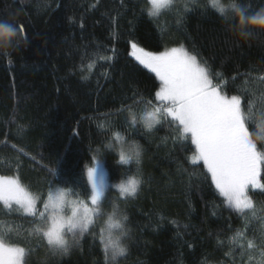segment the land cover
I'll return each mask as SVG.
<instances>
[{
    "label": "trees",
    "instance_id": "trees-1",
    "mask_svg": "<svg viewBox=\"0 0 264 264\" xmlns=\"http://www.w3.org/2000/svg\"><path fill=\"white\" fill-rule=\"evenodd\" d=\"M237 2L264 14V0ZM182 4L177 0V8ZM149 7L148 0H0V21L22 24L26 33L13 39L16 47L0 44V175H18L33 192H46L54 179L46 167L58 170L61 186L65 180L69 186L83 183L99 149L110 182L119 183L135 174L136 165L120 164L119 147L104 145L127 129V138L143 149L144 183L134 198H122L112 187L106 193L111 203L104 211L118 202L128 218L129 250L119 264H248L229 243L244 220L203 179L204 169L189 162L191 146L165 143L172 131L167 123L133 133L120 110L132 106L139 112L143 105L136 101L152 99L158 87L154 74L129 55L134 40L149 51L185 46L223 74L228 94L252 89L255 97L248 92L244 99L264 111V31L242 26L238 11L221 18L209 0H197L188 13L174 9L158 18L147 14ZM245 28L253 34L242 35ZM254 191V199L264 201ZM0 219L17 226L21 237L31 227L19 212H0ZM104 219L66 257L32 241L28 264H105L96 235ZM255 227L249 226V238Z\"/></svg>",
    "mask_w": 264,
    "mask_h": 264
},
{
    "label": "snow or ice",
    "instance_id": "snow-or-ice-1",
    "mask_svg": "<svg viewBox=\"0 0 264 264\" xmlns=\"http://www.w3.org/2000/svg\"><path fill=\"white\" fill-rule=\"evenodd\" d=\"M196 3L197 0H183L182 7L177 8V0H148L147 14L158 18L174 9L178 15L188 13L190 5ZM209 6L224 19L237 11L245 21L252 17L264 19V14L256 13L237 0L227 4L209 0ZM0 23L5 30L10 29L9 34L26 38L24 25ZM231 23L235 29V19ZM242 33L253 34L247 28L242 29ZM129 45V55L154 74L158 87L152 99L136 101L143 105L139 112L132 106L120 110L127 113V128L133 133L138 128L151 133L163 124H169L171 135L164 142L171 139L174 146L190 145L189 162L204 169L203 179H210L226 207L244 220V228L236 230L229 243L240 248L241 257H246L248 264H264V201L254 199L257 194L254 190H260L264 195V131L256 130L257 123L264 121V111H258L253 100L244 99V94L251 92L255 97V92L246 89L228 94L223 74L214 71L206 60L183 45L163 51L146 50L134 40L129 41ZM10 47H16L14 40L10 41ZM126 133L127 129L125 134L116 131L115 142L104 145L106 150L119 147L120 164L136 165L135 174L112 185L125 199L138 196L144 183L140 169L142 146L134 139L129 140ZM99 152L97 149L92 165L84 169L86 179L83 183L69 186L65 180L61 186L58 170L46 167L54 178L48 181L46 192H33L18 175H0V212L4 215L19 212L31 221V227L21 237L17 226L0 219V264H28L33 252L32 241H36L37 246L47 247L54 257L69 256L81 247V241L92 232L101 217L106 219L96 235L105 264H119L120 258H126L128 218L121 214L118 202L112 203L111 211L103 210L109 185L102 161L98 159ZM180 171L187 172V169ZM193 174H189L190 179ZM254 222L257 227L251 229L249 238L247 231ZM14 235L16 239H13ZM22 239L26 243H21Z\"/></svg>",
    "mask_w": 264,
    "mask_h": 264
},
{
    "label": "clouds",
    "instance_id": "clouds-1",
    "mask_svg": "<svg viewBox=\"0 0 264 264\" xmlns=\"http://www.w3.org/2000/svg\"><path fill=\"white\" fill-rule=\"evenodd\" d=\"M240 23L242 26L244 24H247L253 28L264 31V19L252 17L251 19L245 21L242 17V14L240 13ZM9 33H10V29L5 30L3 23H0V37H2V40H0V44H2V46L4 47H10V41L17 37L16 33H11V34ZM241 34L245 35L244 33ZM257 129L258 131H264V121H259L257 123Z\"/></svg>",
    "mask_w": 264,
    "mask_h": 264
},
{
    "label": "rangeland",
    "instance_id": "rangeland-1",
    "mask_svg": "<svg viewBox=\"0 0 264 264\" xmlns=\"http://www.w3.org/2000/svg\"><path fill=\"white\" fill-rule=\"evenodd\" d=\"M113 139H115V138H113ZM98 159H101V161H102V164H103V167H104V170H105V172H106V181H107V183H108V185H109V187H108V189H106V193H107V191L112 187V185H114V184H112L111 182H110V180H109V178H108V175H107V171H106V168H105V165H104V159L103 158H99L98 157ZM120 183V182H119ZM119 183H116V184H119ZM113 188V187H112ZM114 189V188H113ZM114 190H116V189H114ZM117 191V190H116ZM118 192V191H117ZM110 203L111 202H109V201H106V203L104 204V209L106 208V207H109L110 206ZM103 209V210H104Z\"/></svg>",
    "mask_w": 264,
    "mask_h": 264
}]
</instances>
